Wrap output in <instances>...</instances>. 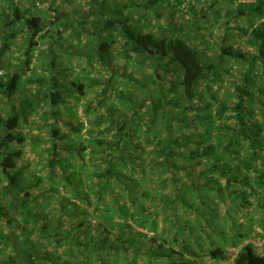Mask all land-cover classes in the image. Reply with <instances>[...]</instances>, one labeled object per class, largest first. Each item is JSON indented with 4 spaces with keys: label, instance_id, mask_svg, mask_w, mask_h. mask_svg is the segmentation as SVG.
I'll list each match as a JSON object with an SVG mask.
<instances>
[{
    "label": "trees",
    "instance_id": "obj_1",
    "mask_svg": "<svg viewBox=\"0 0 264 264\" xmlns=\"http://www.w3.org/2000/svg\"><path fill=\"white\" fill-rule=\"evenodd\" d=\"M48 2L0 0V264H264V0Z\"/></svg>",
    "mask_w": 264,
    "mask_h": 264
},
{
    "label": "rangeland",
    "instance_id": "obj_2",
    "mask_svg": "<svg viewBox=\"0 0 264 264\" xmlns=\"http://www.w3.org/2000/svg\"><path fill=\"white\" fill-rule=\"evenodd\" d=\"M15 1H18V0H15ZM22 1H24L25 3H27V1L28 0H22ZM80 2V0H76V2H74V3H67V4H64V6H61V8L63 9H69L70 11L73 9H75V7H78V3ZM246 1V0H245ZM251 1H253V0H251ZM50 2H51V0H50ZM50 2H48V5H49V3ZM25 3H24V5H25ZM48 5H45L44 7H47ZM222 5V7L224 8V9H226V8H228L229 6H228V4L226 3V2H224V3H222L221 4ZM236 5V3H234L233 5H232V7H234ZM42 6V5H41ZM167 11H168V8H162L161 10H160V12L162 13V15H163V17L165 18V17H167V15H168V13H167ZM237 14V12H235V11H233L232 12V16H236L235 17V19L233 20V21H231L230 22V26H231V30H230V32H231V40H230V42L235 46V47H237V48H239V49H241V50H243V51H247V52H254V48H253V46L252 45H250V44H248L247 42H245V40H244V36H241V34H240V28L241 27H245V22H244V17L243 16H237L236 15ZM144 21V23H140L142 26H144L145 27V25H146V19H144L143 20ZM154 21H157V20H154ZM222 20L221 19H219L218 20V22L216 23H214L213 24V31L216 33V35H214V38L216 39L217 37H219V33L220 32H218V30H217V27H218V25L220 24V22H221ZM12 36H15V35H12ZM209 37V35H206V36H204V40L206 39V38H208ZM12 40V38H10V41ZM13 41V40H12ZM14 51H16V50H14ZM201 51V50H200ZM204 52H207L209 55H211L212 56V51L210 50V49H206ZM1 62V61H0ZM62 64V63H61ZM63 65H65V62H63ZM66 67V66H65ZM78 67V69H80V68H82V66L80 65V66H77ZM69 69H74L75 70V67H71V68H68L67 69V67H66V72L68 71H70ZM73 111H75V110H72L70 113H73ZM81 112H82V107H81V105H79L77 108H76V112H75V114L76 115H78L79 117H80V120H84V117L83 116H81ZM65 114H69L70 115V113L68 112V111H65L64 112ZM72 115H70V117H71ZM30 119H31V121H33L34 120V122H37V124H38V122H39V124L38 125H33L32 124V129H31V133H33L34 134V136L37 138H39L40 140H43L46 136V134H45V131L43 130V129H41V128H43L42 126L40 127V125H42V122H40L41 120L39 119H37L36 118V116H34V115H31V117H30ZM72 118H69V120H71ZM96 129V128H95ZM85 131V128L82 130V133ZM44 147V143H42V141L40 142L39 141V143L36 145V146H34L33 147V149H31V150H27L26 152H25V155H24V157H23V159H22V161H23V163L24 164H27L29 167H28V172H31V173H34V174H38V175H41L42 177H43V184H45L46 183V181H45V175H46V170L44 169V167H42L43 166V164L45 163V154L44 153H42V148ZM49 205H53V198L52 199H50V200H48V206ZM52 209H54V208H52ZM89 220H91V222L92 223H94V222H96L97 221V219L96 218H94V217H90V219ZM163 224V221L162 220H160L159 219V223H158V225L159 226H161ZM246 226H248L249 227V234H248V238L247 239H245V240H243L242 242H241V244H244V243H247V242H249V241H252L253 240V238H257V237H263L264 238V231L263 230H261V228L258 226V224L254 221V219H252V220H247L246 221ZM159 229H160V227H159ZM258 229H260L261 230V232L259 233V232H257L258 231ZM136 231H139L140 229L139 228H136L135 229ZM116 232V228H113V229H111L110 230V233H111V236L112 235H114V233ZM142 232H145V230H142ZM244 232H247L246 230H244ZM149 236H152V235H154V234H152V233H149L148 234ZM157 235V234H156ZM157 236H159L158 238H156V241H157V243H162V239H163V237H171V234H169V233H164V234H161V233H159V235H157ZM196 236H201V235H196ZM202 237V236H201ZM202 239L204 240L203 242H204V244H205V246H207L208 245V240L205 238V235H204V237H202ZM188 244H189V247H191V248H193L194 250H195V247H194V243L192 242V240L191 239H188ZM152 245V241L150 242L149 241V239H147V240H143V244L141 243V244H139L138 242H136V244L134 245L135 247H140V251L141 252H145L147 249L150 251V249H152V250H154V248L151 246ZM168 244H166V246H167ZM154 246V245H153ZM165 245H164V243L162 244V248H164V247H166ZM226 249H227V255L229 256V254H233V253H235V251L237 250L236 248H229V247H226ZM196 251V250H195ZM232 254L229 256V258L228 259H226V260H223V261H221V262H214L211 258H209L208 257V255H207V251H203V252H196V258L199 260V263L200 264H230L231 263V259H232ZM189 257H191V256H189ZM112 263H110V264H124V263H120V261H111ZM138 264H165V260H162L161 262H156V261H152L151 259H149V258H147V257H144V256H142L139 260H138Z\"/></svg>",
    "mask_w": 264,
    "mask_h": 264
},
{
    "label": "built area",
    "instance_id": "obj_3",
    "mask_svg": "<svg viewBox=\"0 0 264 264\" xmlns=\"http://www.w3.org/2000/svg\"><path fill=\"white\" fill-rule=\"evenodd\" d=\"M257 232L260 233L261 230L258 229ZM249 242L252 243V244L257 248V250H258L259 252L262 251V250H261V247H262V245L264 244V238H263V237L253 238V240H252V241H249Z\"/></svg>",
    "mask_w": 264,
    "mask_h": 264
},
{
    "label": "crops",
    "instance_id": "obj_4",
    "mask_svg": "<svg viewBox=\"0 0 264 264\" xmlns=\"http://www.w3.org/2000/svg\"><path fill=\"white\" fill-rule=\"evenodd\" d=\"M248 238V236L246 237V239Z\"/></svg>",
    "mask_w": 264,
    "mask_h": 264
}]
</instances>
